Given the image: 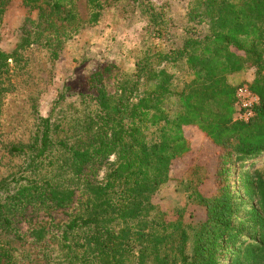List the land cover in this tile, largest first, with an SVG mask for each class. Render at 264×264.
Masks as SVG:
<instances>
[{
  "label": "trees",
  "instance_id": "1",
  "mask_svg": "<svg viewBox=\"0 0 264 264\" xmlns=\"http://www.w3.org/2000/svg\"><path fill=\"white\" fill-rule=\"evenodd\" d=\"M76 1L21 0L36 10L41 28L15 45L45 32L55 58L61 37L100 17L102 0H85L84 21ZM6 2L0 0V17ZM147 16L150 35L163 38L164 48L142 52L111 93L97 88L67 129L39 118L31 144L10 148L29 152L30 178L0 184V264H264V0H187V20L202 28L184 26L179 34L160 13ZM10 59L0 51V98ZM247 70L251 79L233 85L230 76ZM238 86L256 97L246 121L234 117ZM185 128L215 150L209 194L198 189L204 174L187 181L186 207L202 211L194 222L190 214L184 219L185 206L166 219L151 201L172 163L191 152ZM106 152L113 160L100 182L83 180V168ZM76 191L84 200L58 227L52 254L15 249L22 237L10 226L19 210L66 206ZM241 198L248 204L238 206ZM29 234L32 250L42 251L44 229Z\"/></svg>",
  "mask_w": 264,
  "mask_h": 264
},
{
  "label": "rangeland",
  "instance_id": "2",
  "mask_svg": "<svg viewBox=\"0 0 264 264\" xmlns=\"http://www.w3.org/2000/svg\"><path fill=\"white\" fill-rule=\"evenodd\" d=\"M186 3L187 0H102L98 21L80 23L76 31L61 37L60 49L53 58L45 42V32L39 33L36 42L21 47L15 45L22 36L38 32L41 27L35 25L36 10H28L21 0H7L0 17V51L11 56L1 79L0 184L14 176L30 178L25 169L29 152H12L10 148L24 149L31 144L39 118H48L54 125L67 129L72 119L81 115L85 102L92 103L97 88L111 93L120 76L131 74L142 52L164 48L163 38L150 35L152 24L147 22V14L160 13L173 34H179L184 26L200 30L202 23L187 20ZM74 9L79 20L84 21L85 0H77ZM57 134L62 136V133ZM184 134L190 139L191 152L172 163L169 179L158 187L151 199L166 219L172 217L175 210L186 207V186H191L187 185L190 177L204 174L207 180L198 187L199 191L207 195L213 189L215 150L209 148L200 135L194 134L192 128H185ZM112 160L111 153L96 156L83 168L81 178L93 184L100 182ZM241 199L238 206L248 204L245 198ZM83 200L84 195L76 191L66 206L49 209L28 205L19 210L10 226L22 237V241L14 243L15 249L45 256L52 254L56 246L52 239L57 238L58 227L77 211ZM238 209L237 216L243 218V210ZM187 214L192 215L194 222L201 218L202 211L188 206L184 219L188 218ZM32 228H43L47 234L45 245L40 247L42 251L32 250L33 245H29ZM221 262L225 261L221 259Z\"/></svg>",
  "mask_w": 264,
  "mask_h": 264
},
{
  "label": "built area",
  "instance_id": "3",
  "mask_svg": "<svg viewBox=\"0 0 264 264\" xmlns=\"http://www.w3.org/2000/svg\"><path fill=\"white\" fill-rule=\"evenodd\" d=\"M235 118L246 121L251 116V107L256 103V97L253 96L245 86H238L235 89Z\"/></svg>",
  "mask_w": 264,
  "mask_h": 264
},
{
  "label": "crops",
  "instance_id": "4",
  "mask_svg": "<svg viewBox=\"0 0 264 264\" xmlns=\"http://www.w3.org/2000/svg\"><path fill=\"white\" fill-rule=\"evenodd\" d=\"M251 72L247 73L245 72H239V73H234L230 76V80H232L233 85L238 84L241 81H249L251 79Z\"/></svg>",
  "mask_w": 264,
  "mask_h": 264
}]
</instances>
